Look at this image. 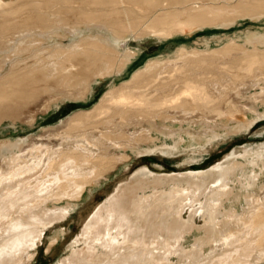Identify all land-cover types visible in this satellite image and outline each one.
<instances>
[{
	"label": "bare ground",
	"instance_id": "1",
	"mask_svg": "<svg viewBox=\"0 0 264 264\" xmlns=\"http://www.w3.org/2000/svg\"><path fill=\"white\" fill-rule=\"evenodd\" d=\"M74 1L0 0V120L14 119L44 95L47 112L65 100H88L101 78L118 77L135 64L144 38L174 42L206 29L211 36L192 46L181 40L168 59L148 61L94 108L62 122L67 128L48 137L58 139V147L30 137L0 143V264H29L45 230L74 211L99 178L136 154L159 149V142L168 147L170 132L164 140L157 133L163 121L174 126L169 114L186 118L221 107L213 105L204 74L187 69L203 53L211 61L241 62L246 72L241 77L233 70L227 90L241 97L242 90L255 89L252 105L233 108L264 116V0H81L79 7ZM249 21L252 30L222 34ZM247 79L254 82L246 85ZM217 80L208 84L219 89ZM207 125L204 135L227 128ZM182 133L171 134L173 147L185 143ZM244 160L218 166L211 179L141 173L94 212L76 240L83 247L58 264H264V198L258 193L264 190V152ZM206 192L194 211L205 223L196 227L195 217L184 220L182 212ZM233 198L238 204L228 208Z\"/></svg>",
	"mask_w": 264,
	"mask_h": 264
},
{
	"label": "rangeland",
	"instance_id": "2",
	"mask_svg": "<svg viewBox=\"0 0 264 264\" xmlns=\"http://www.w3.org/2000/svg\"><path fill=\"white\" fill-rule=\"evenodd\" d=\"M73 5L79 7L81 5V0L74 1ZM253 28L252 23L249 21L246 25L242 24L237 27L224 28L221 29V31H224L225 33L222 34L226 36L235 35V33H238L241 29L252 30ZM205 31H209V29L195 33V37L189 32L188 34L190 35L187 36V38L178 35V41L174 42H170L167 39L151 37L140 40L139 51L143 52L140 53L139 59L135 61V64L125 73L122 72L118 77L111 75L106 78H101L97 83L95 92L88 100H65L60 106L54 108L51 112H47L44 110V105L49 96L42 95L43 97H41L40 101L22 107L19 114H16L17 116H15L14 119L7 118L0 120L2 121L0 122V143L10 139L16 140L18 137H22L23 139L30 137L32 142H48L52 147H58L59 140L55 138L48 141V137L51 134L58 133L57 131L62 132V130L64 131L67 128V124L61 125L62 122L67 121L71 116L78 112L88 111L94 108L107 91L122 86L128 82L134 73L141 69L148 61L158 60L159 58H162V55H164V59H168L170 54L176 50L172 51V49L182 47V44L180 43L181 40H189V45L192 46L198 38L202 36L210 37L211 35L205 33ZM152 41L156 43L152 44ZM207 54L208 53L205 52L200 55L199 58L196 59L197 62L191 67L187 68L188 66H183L182 68L192 70L196 68L195 71L203 73L205 83H207L205 86L208 90V94L211 99H216L213 105L218 106L221 104V107L216 108L217 111L195 113L196 115L191 114L186 118H184L182 114L176 115L174 112L169 114L172 117H170L171 119H169V122H172L171 124L174 126L169 127L170 125L163 121V123L160 124V127L163 126V129L158 130L157 135L164 140L167 133L170 132V135H167V141L170 145L165 148V146H161L162 142H159V149L145 153L142 152L143 154L139 153L135 156L130 153L133 158L127 162L119 163L115 169L110 170L99 178L100 180L98 179V182L94 184L90 193L85 196L86 199L80 201L74 211H71V213L62 218L61 221L59 220L55 222L54 225H51V227L49 226L45 230L42 240L38 242V245L34 250L35 259L30 261L29 264H58L64 258L70 257L73 248L83 247V243L76 244V240L81 237L87 222L94 212L107 201L111 200L115 195L127 189L134 182L133 180L143 172H148L154 177L180 178L181 176H185L181 177L184 179L188 178L187 176H197L211 179L214 175V170L218 166L229 165L233 162H245L244 157L258 151L264 152V116L250 117V114L243 112L244 109L246 110L248 108L247 106L252 105L249 96L253 93L250 92V90L253 88L255 89V87H250L251 89L247 87L249 90H242L244 93L242 94L241 92V97L234 93L231 96L232 93H229L227 90L231 84L229 81V75L233 70H238L240 76L245 74L243 72L246 71H243L242 68H238V66H241V62L239 60H234L232 63L231 61H228L234 57H229L220 62L211 61L208 58L210 55ZM210 54L212 55L213 53ZM164 59L162 60L167 62V60ZM202 63L204 64L202 65ZM218 64H220L219 67H221V69H224H222L223 72H220L219 76L222 75L217 80V73H219L217 69L219 67L217 69L214 68L216 70L211 69V67L218 66ZM171 70H169L171 74L179 75V72H181V69ZM227 71H229V74H227ZM259 72H264V64H262V68ZM259 72L258 74L260 76L261 73ZM215 79L217 81L221 80L222 84L218 86L219 89H215L213 86L211 87L212 84H208ZM251 82H254V80L247 79L245 84L247 85ZM233 106H238L243 111L240 112L241 109H234ZM225 111L231 112L232 116H225L227 119H218V116L216 117L215 114ZM33 117L36 118V120L34 121L35 123L31 124V119ZM225 121L229 122V124H226ZM207 122H209L216 130H220L225 126L227 128L216 131V133L210 131L207 135H204L208 126ZM244 124L246 129H240ZM15 126L17 130H15ZM165 127H167V131L165 130ZM138 129L140 132L142 131L140 127L136 130ZM180 129L186 131V133H182L185 138V143L173 147L174 139L172 138V135L178 133ZM133 131L134 128H131L129 133ZM139 131L138 133H140ZM160 133H164L165 135ZM94 135L97 136V132H95ZM150 145L151 144L149 143H144V147H149ZM235 193L236 195H239L241 192L238 189ZM258 193L264 198V190H258ZM207 196L208 193L206 192L200 197L199 200L201 202L195 201L192 205L186 207L185 211L182 212L183 219L189 220L193 215L195 217L196 227L204 226L205 219L203 218V215L194 214V211H197L198 208L204 205ZM237 199L238 198H233L231 201L234 203L229 204L228 208H234L236 206L235 204H238ZM191 237H194V235L192 234ZM56 238L57 242L53 243Z\"/></svg>",
	"mask_w": 264,
	"mask_h": 264
},
{
	"label": "crops",
	"instance_id": "3",
	"mask_svg": "<svg viewBox=\"0 0 264 264\" xmlns=\"http://www.w3.org/2000/svg\"><path fill=\"white\" fill-rule=\"evenodd\" d=\"M193 37H195V36H193ZM203 37H205V36H203ZM179 39H180V38H179ZM181 39H182V38H181ZM188 41H189V40H186L185 42L188 43ZM188 44H189V43H188Z\"/></svg>",
	"mask_w": 264,
	"mask_h": 264
}]
</instances>
